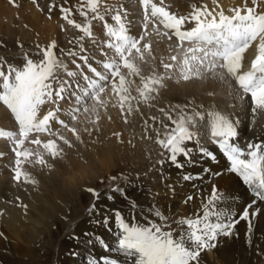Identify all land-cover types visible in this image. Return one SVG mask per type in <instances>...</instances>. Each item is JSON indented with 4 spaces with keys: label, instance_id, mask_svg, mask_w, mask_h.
I'll return each instance as SVG.
<instances>
[{
    "label": "snow or ice",
    "instance_id": "6c2138e0",
    "mask_svg": "<svg viewBox=\"0 0 264 264\" xmlns=\"http://www.w3.org/2000/svg\"><path fill=\"white\" fill-rule=\"evenodd\" d=\"M8 2L18 6L15 0ZM64 2L67 3V0ZM32 3L37 4V0H32ZM138 4L142 9V31L139 36L131 34L132 21L128 19L123 5L107 4L105 0H79L76 10L83 17V22L72 18L71 8L59 6L60 18L82 34L75 40L74 47L78 50L61 49V56H67L75 65V70L70 69L68 63L55 53L56 41L46 47L37 45L38 54L42 53L43 56L40 61H33L25 54L22 66L7 64L5 71L6 62L0 60V104L11 113L17 125L16 131L0 129V139L8 140L12 145L15 155L12 178L16 183H37L24 170V163L47 167L49 165L44 159L45 154L53 159L62 158L63 149L57 141H63L65 145L72 147L68 139L52 130V122L67 128L77 140L80 139L77 130L69 127L58 116L62 111L59 107L61 100H67L69 104L74 100L76 107H71L66 115L75 122L79 106H83L84 113L95 112L97 105L105 106L106 101L101 97L110 87L121 111L125 112L127 106L126 115H132L139 111L140 104L152 106L151 102L165 86V80L177 78L188 81L212 76L220 80L230 78L234 81V86L229 83L230 88L251 97L253 114L264 112V0H252L251 7L247 0L242 6L229 7L227 12L231 15L225 12L217 0H213L215 7L211 10L206 5L197 7L193 4L187 15L170 11L166 0H159V3L155 0H138ZM56 9L54 0L48 3V13H53ZM93 21L104 22V36L107 39L102 41L101 47L112 53L109 55L108 52H102L104 59L97 61L103 71L93 66L90 62L93 57L85 54L87 50L82 43L86 38L96 42ZM61 30H65L63 26ZM152 36L158 38L156 43L165 39L170 42L168 50L171 54L168 60L171 62H165L162 57L160 64L164 69L163 73L153 66L152 71L144 75L141 64L148 63L147 57L156 59L153 55ZM254 42V59L247 71H241L244 53ZM69 43L73 41L70 40ZM77 60L83 63H77ZM123 70H127V73L124 74ZM58 73L69 79H62ZM128 77L139 78L140 83L137 85L134 79ZM133 87L135 96L132 95ZM88 100L94 102L91 109L87 106ZM133 101L136 103L135 108ZM46 103L57 106L41 116V108ZM191 103L189 101V105ZM189 105H170L168 110L159 109L173 125L169 128L163 121H159L164 131L161 133L159 129L155 130V143L167 153L166 159L177 169L185 167L178 157L182 156L189 164L193 163V148L187 145L198 135L193 131L198 122L207 119L212 143L227 157L230 171L241 178L255 199L237 215L220 206L227 197L213 186L210 195L201 204V211L176 222L181 228L176 236L171 229L164 227L166 217L154 206L151 214L157 218L158 223L152 220H148L146 224L135 220L126 222L121 213L115 211L114 221L119 235L115 247L111 248L106 241L98 240L104 251L122 253L132 258V264H198L201 252L214 248L218 236H231L236 224L256 215V211L250 209L257 201H264V142H248L246 148H242L239 143L232 142L236 140L238 132L228 116L215 110L205 113L192 109L189 113ZM150 119L157 122L156 117ZM91 122L97 123L96 120ZM127 122L125 119V123ZM148 126L145 122V127ZM41 133L55 139L43 141L39 138ZM114 135L119 138L120 134ZM26 143L36 145L37 148H27ZM196 148L203 156L216 159L212 152L200 146L198 139ZM159 163L163 164L164 161ZM182 178L184 181L199 179L192 175H184ZM109 179L116 181L118 177ZM87 191L97 200L101 198V194L94 189ZM111 192L124 195V190L118 185ZM107 199L111 201L114 197L108 195ZM192 199V196L187 197V200ZM131 207L135 209L138 206L132 203ZM93 211H98L95 203L89 208L90 213ZM103 224L108 225L107 217H104ZM88 264H117V260L107 256L99 259L92 257Z\"/></svg>",
    "mask_w": 264,
    "mask_h": 264
},
{
    "label": "bare ground",
    "instance_id": "6f19581e",
    "mask_svg": "<svg viewBox=\"0 0 264 264\" xmlns=\"http://www.w3.org/2000/svg\"><path fill=\"white\" fill-rule=\"evenodd\" d=\"M130 1L105 0L107 4L124 6L128 13V19L132 21L130 32L132 35L139 36L142 31L140 23L142 9L139 4L134 7ZM50 2L53 0H37V4H33L32 0H15L18 6H13L8 0H0V38H3L7 43L10 41L23 43L25 41L36 46L39 44L47 46L52 41H56L55 53L68 63L70 69L75 70V65L71 63V60L67 56H61V49L65 51L68 49L78 50L74 44L76 38L82 34L60 18L61 13L58 9L60 5L71 8L72 18L77 22H83V17L76 10L79 0H67V3L64 0H54L57 9L53 13L47 12V5ZM155 2L159 3V0H155ZM244 2L245 0H217V3L229 15H231L227 12L229 7L242 6ZM166 4L170 6V11L178 15H187L193 4L197 7L206 5L209 10L215 7L213 0H166ZM247 4L251 7L252 0H247ZM107 19L109 23H112L110 18ZM103 23V21L92 22L93 33L96 36L95 43L87 38L82 42L87 50L85 54L93 57L90 62L101 71L103 69L97 61L104 59L102 52L112 54L110 50L101 47L102 41L107 39L104 36ZM61 26L64 27V31L61 30ZM191 26L187 25V27ZM151 39L153 55L156 59L152 60L147 57L148 63L141 64L144 75L149 74L153 66L158 72L163 73L164 69L160 64L162 57L165 62H171L168 60L171 54L168 50L170 42L165 39L156 43L158 38L155 36H152ZM70 40L73 43H69ZM255 49L256 43L254 42L244 53L241 71L248 70L249 62L255 55ZM39 55L42 60V53ZM77 63L82 64L83 62L77 60ZM137 63L140 62L137 61ZM4 70L7 71V66L4 67ZM85 71H87L86 68ZM123 72L126 74L127 70H123ZM58 74L62 79H69L62 73ZM89 75L91 74L89 73ZM128 78L134 79L137 85L140 83L139 78ZM81 82L83 83V81ZM229 83L234 86V81H231L230 78L220 80L212 76L188 81L177 78L165 80V86L159 90V95L151 102L152 106L140 104L139 111L132 115H126L127 106H125V112L121 111L117 98L109 87L101 97L106 101L105 106L97 105L95 112L89 111L88 113H84L83 106H79L80 109L82 108V117L88 123V129L81 124L80 120L70 122L71 117L66 115L71 107H76L74 100L72 104H69L67 100H61L59 104L66 105L67 110L64 111L65 108L63 109L59 105L62 111L58 113V116L69 127H74L77 130L80 139L77 140L67 128L64 129L61 125L52 122V130L68 139L72 147H68L63 141H57L63 149L62 158L53 159L50 155L45 154L44 159L49 165L47 167L35 163L23 164L24 170L36 180L35 185L16 183L13 180L12 168L15 166V155L12 152V145L8 140L0 139V152L4 150L2 154L12 158L9 170L12 181L9 180L8 187L5 185L7 190L4 186L8 192H5L2 188L3 185H0V223L4 227L3 229L0 224V231L3 232L0 234L5 237L4 232L9 231L12 234H10L11 237L14 236L12 239L9 237L10 235H6L8 236V238L5 237L7 244L4 245L6 255L0 256V264L9 262L8 259H11L9 256L16 253L17 245L14 244V240L16 243H34V240L38 238L36 235L42 233L38 227L46 225V220L50 215L63 216L66 210L71 213V209H67L63 201L67 197L69 189L76 188L84 180L91 181L89 188L94 187L97 183L103 184L104 181H108L109 176L115 174L114 172H130L136 168L138 173L131 172L126 178L127 189L140 190L150 196L148 216H137L133 220L141 224H146L148 220L158 223L157 218L151 214V208L154 206L166 217L164 227L171 229L174 236L181 231L176 222L201 211V204L210 195L213 186L227 197L221 202L222 208L231 210L237 215L242 212L244 207L250 204L255 197L251 195L241 178L230 171V162L219 147L212 143L207 119L198 122L200 125L197 124V127L193 129L198 135L187 145L193 148L191 155L193 163L189 164L182 156L178 157L185 164L183 169H177L172 165L166 159L167 153L155 143L157 138L155 130L159 129L161 133L164 131L159 121H163V124H167L169 128L173 126L159 109L168 110L170 105H189V101L192 102L187 109L189 113L192 109L205 113L208 110H215L228 116L238 132L236 140L232 142L239 143L242 148H246L248 142H264V112L253 114L251 97L234 91L229 87ZM132 95H136L134 87ZM90 101L87 106L91 109L94 102ZM56 106L46 103L42 106L40 115L43 116L47 110ZM133 107H136L135 101H133ZM150 117H156L157 122L154 123ZM125 119H127V123H125ZM93 120H96L97 123H92ZM145 122L149 125L148 127H145ZM0 129L17 130L14 118L2 104H0ZM115 133L120 134L119 138L114 135ZM146 136L150 138H145ZM39 138L43 141L55 139V137L44 133L39 134ZM197 139L201 147L213 153L216 157L215 160L201 154L196 148ZM25 147L37 148L36 145L27 143ZM40 151L43 150L40 149ZM162 152L164 155H161ZM2 154L0 153V157ZM162 160L164 163H159ZM122 162L124 166H121ZM204 169L208 171L205 172ZM184 175L198 176L199 179L184 181L182 178ZM121 177L124 176L121 175ZM97 179H100V182L96 181ZM117 183L110 181L106 184L107 194H111L114 198L116 193L111 192V189L119 185ZM145 185L148 186L145 187ZM38 186H41L42 191ZM33 191L35 192L33 193ZM188 196H192L193 199L187 200ZM79 197L82 200L81 195ZM197 203H199V207L195 208ZM253 210L256 211V215L236 224L231 236H218L214 242L216 245L214 248L203 250L198 258V264H264L261 256L254 258V254H257L261 247L262 236L264 237V201H257L250 209V211ZM24 211L25 213L22 215ZM72 213L75 214L76 211ZM110 217L113 219L108 220V225L103 224L104 219L91 222L92 225L88 226V232L83 236L78 235L75 231L74 235L71 231L74 225H69L67 236L63 241V249L66 250L60 253L61 256H58V264H80L81 261L73 254L83 242L90 243L97 259L107 256L116 259L117 264H132V258L122 253L104 251L98 242V240L106 241L110 248L116 245L119 229L116 227L114 215ZM122 217L126 222L133 221L127 215L122 214ZM72 235H74V239L71 238ZM92 255L93 253L90 257L85 258L86 263L92 258ZM11 263L13 264V262Z\"/></svg>",
    "mask_w": 264,
    "mask_h": 264
},
{
    "label": "rangeland",
    "instance_id": "374dc122",
    "mask_svg": "<svg viewBox=\"0 0 264 264\" xmlns=\"http://www.w3.org/2000/svg\"><path fill=\"white\" fill-rule=\"evenodd\" d=\"M130 3H133L134 7L138 6L137 0H131ZM2 39L3 38H0V60H5L6 63L11 64V65L22 66L24 63L23 57L25 54H27L28 57L32 59L33 61H40V58H39L40 55L38 54L39 49L37 48L36 45H30L24 40H23L24 41L23 43H21V41H13V42L10 41L9 43H7L5 42L4 39L3 40ZM39 45L41 47H46V44H42V45L39 44ZM89 101H87L88 102L87 104H89ZM59 105L61 108L63 109L65 108L64 111L67 110V108L65 107L66 105L64 104H63L64 106L61 104ZM81 111H82V108L77 114L78 116L77 120H80L81 124L84 125V127L86 126L85 128L88 129L89 127L88 123L82 117L83 112L81 113ZM70 122H73V121L70 119ZM198 124L200 125V123ZM3 152L4 150H1L0 153L2 154ZM3 157H6V158H3ZM1 158L4 159L5 161L2 160ZM11 160L12 158L7 157L5 154H2V157H0V185L1 186L3 185L2 186L3 190H5V187L6 186L8 187V183L12 181V179L10 180L11 175L9 172ZM122 165L124 166L123 162L121 163V166ZM132 170L130 172L126 171L123 173L122 172L116 173L114 172V170H112L115 174L109 176V178L113 176L118 177L117 179L118 183L116 181L115 183L119 184L118 186H120V188L124 190V195H120L119 193H116L115 198L111 201L107 199V196L111 195V194H107V187H106L107 186L106 184H108L111 181L109 178H108V181H104L103 184L97 183V185H95L92 188L88 187L91 181L84 180V181H81L77 185L76 188L69 189V192L67 193V197L63 201L67 209L69 210L71 209L70 210L71 213H68L66 210L63 216H60L58 214L50 215V217H48L46 220L47 222L46 225L38 227V229H40L42 233L40 235L39 234L36 235L38 236V238L34 240V243H30V244L28 243L23 244L21 242L16 243V241L14 240V244L17 245V251L14 255L9 256L11 259H8V260L10 261L4 262V264H12L11 262H13V264H58L57 262L58 256H61L60 253L61 252L63 253V251L66 250V249H63L64 248L63 241L65 237L67 236L69 225L71 224L74 225L73 229L71 230L74 235L76 232L78 233V235L83 236L88 232L87 228H89L88 226L92 225L91 222H94L95 220L99 221L100 219H104V217H107L108 220L113 219L110 216L114 215L115 210L119 211L120 213L124 215H127L128 218H131L132 220L134 217L136 218L137 216H141V215L148 216V210L150 209V207L148 206L149 205L148 200L150 199V196L147 193H144L143 191H140V190L138 191L135 189L133 191L131 188L129 190L127 189L128 185L126 184V181H127L126 178H128L131 172H133V174L138 173L136 168ZM121 175L124 177H121ZM5 179L7 180L5 181ZM100 179H97L96 181L100 182ZM147 186L148 185H145V187ZM7 187H6V190H7ZM38 188H41V186H38ZM87 189H94L96 192L101 194V198L97 200L96 197H94L91 192L87 191ZM6 190L5 192H8ZM40 191H42V188L40 189ZM34 192L35 191H33V193ZM80 195L82 197V200H80V197H79ZM94 203L98 211H93L90 213L89 208L92 207ZM132 203H135L138 207L133 209L131 207ZM198 207H199V203L196 204L195 208H198ZM73 211H76V213L73 214L72 213ZM24 213L25 211L23 212L22 215H24ZM25 221L28 222L27 220ZM0 224H1V227L4 229L3 224L2 223ZM4 231H7V230H4ZM0 232L3 233L2 231ZM4 234H5V237L8 238V236L6 235H10L11 233L7 231V232H4ZM11 235L9 237L13 239L14 236L11 237ZM74 235H72L71 238L74 239ZM1 236L3 235L0 234V246H1L0 256H4L6 255L4 252V245L7 244V239L4 236L3 237ZM262 248L264 249V237L263 236H262L261 247L259 248V251L257 252V254H254V258H257V257L260 258L259 256H261V258L264 260V255H262L264 254V252ZM261 249H262V252H260ZM92 253H93L92 257L96 258L94 254V249H92V246L90 245V243L88 244L86 242L85 243L83 242L82 244H80V248L77 249L73 255L74 257H77L79 261H81L80 264H84L86 263L85 258L90 257Z\"/></svg>",
    "mask_w": 264,
    "mask_h": 264
},
{
    "label": "water",
    "instance_id": "95a60500",
    "mask_svg": "<svg viewBox=\"0 0 264 264\" xmlns=\"http://www.w3.org/2000/svg\"><path fill=\"white\" fill-rule=\"evenodd\" d=\"M254 59V58H253ZM252 61V60H251ZM250 65H251V62H250Z\"/></svg>",
    "mask_w": 264,
    "mask_h": 264
}]
</instances>
